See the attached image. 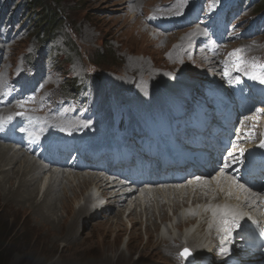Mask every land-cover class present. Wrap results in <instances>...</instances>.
<instances>
[{
    "label": "rangeland",
    "instance_id": "1",
    "mask_svg": "<svg viewBox=\"0 0 264 264\" xmlns=\"http://www.w3.org/2000/svg\"><path fill=\"white\" fill-rule=\"evenodd\" d=\"M30 1L32 0H0V94L7 81L13 77H26L27 73H37L43 76V95L38 96L37 101L26 102L24 108L19 107V102L7 106V109L2 108L0 111L6 110L0 115L14 111L22 112L21 110L43 114L52 106V101L66 100L68 97L65 87L79 80L86 83L87 90L76 99L77 101L82 103L91 96L92 104L104 100L103 109L108 110L105 117L113 115L112 109L115 107L131 120L132 112L130 108L129 112H126V109L133 107V97L149 95L151 102L158 100L160 103L163 93L171 94L168 87L171 88L173 79H183L185 82L199 80L200 84H204L206 80L219 81L216 68L217 65L220 67V60L223 58L236 55L238 60H242L245 51L247 57L244 69L251 72L253 65H256V70L259 71V65H264V23H261V20L256 21L257 16L254 15L259 13L258 10H262L264 0H244V5L231 21L237 30L242 31L234 45L226 44L228 47L219 53V58H215V54L208 52L202 45H199L198 49L194 48L200 41L197 38L203 33L204 26L195 28L196 25H193L191 28L165 32L157 27L154 21L147 20V16L155 11L176 8L180 0H39L56 9L60 15L61 25L58 26L57 35L49 41H42L37 36L38 27L35 25V15L43 12L44 8H41L40 12L35 11L30 7ZM170 17L173 21L180 19L179 13L170 14ZM5 29L9 33L6 35L7 39L3 37ZM199 29L201 30L197 31ZM194 39L196 40L193 42ZM44 44L50 46L45 48ZM236 49L241 51L236 53ZM32 57L33 59H30ZM225 71L230 75L235 74L228 68H225ZM203 78L206 80H202ZM197 87L193 84L192 89ZM203 91L200 92L201 97L205 96ZM260 118L264 121V116ZM59 119L56 113L50 112L47 113L45 121L49 123ZM90 131L99 136L97 128H91ZM19 167L21 168V161L13 167V170L18 168V173L14 176L10 173V177L7 176L9 181L2 180L0 175V225L9 235V248L1 256L4 264H197L196 261H185L180 256L185 248L192 251L181 243V239L185 242L183 232L186 227L180 230L183 234L181 239L177 238L159 246L162 241L170 239L159 235L163 230L159 215L160 205H166V210H161L168 218L166 224H171L172 217L175 228L178 224L175 223V216L182 210L179 211L178 208L174 211L173 193H169L172 194L170 201L159 199L158 206L156 201H153L155 192L154 195L151 193L148 205L150 210L142 204L137 210L120 208L115 203L116 200L106 194L107 198L99 202L104 208L103 211L95 212L97 200L90 198L88 204L91 202L93 209L82 212L80 208L85 205V196L93 185L88 183L89 188L84 190L85 183H80L79 187L73 183L69 186L78 192L80 189L85 191L84 195L73 201L71 199L70 203L65 202L69 203L73 212L67 213L64 209L62 212L61 202L54 203L53 200V216H49L43 212L49 211L47 207L37 205V201L45 192V188L41 186L42 178L37 180L40 190L35 194L33 201H24L28 193L25 191L27 186L21 189L23 191H17L18 180L22 175ZM60 168L46 166V169L51 171ZM66 172L71 173V170ZM86 172L88 171L78 170L79 175L73 180H77L80 175L85 176ZM95 173L103 175L100 172ZM74 174L76 173L69 176ZM31 175L28 173V176ZM121 187L125 186H118L112 191L116 192V189ZM204 193L203 190L201 201L206 200L207 193ZM178 200L184 207L191 203L187 200L183 203L182 198L180 200L176 196L175 201ZM149 211L150 216L147 215ZM136 213L138 220L130 221ZM148 216L150 221H147ZM102 231L107 232L106 238ZM204 231L207 230L198 227L196 234L199 239L191 243L194 248V245L203 243ZM177 234L175 232L173 237H177ZM214 256L216 255L213 253L211 259H214ZM203 259L211 261L208 256Z\"/></svg>",
    "mask_w": 264,
    "mask_h": 264
},
{
    "label": "bare ground",
    "instance_id": "2",
    "mask_svg": "<svg viewBox=\"0 0 264 264\" xmlns=\"http://www.w3.org/2000/svg\"><path fill=\"white\" fill-rule=\"evenodd\" d=\"M201 41L202 39L199 42ZM197 47H199V45H197ZM202 80H206V79L203 78ZM171 81H172V84L170 86L171 88L168 87V92L171 90V94L169 95L168 93L169 99L179 101V99L181 98L183 100L187 97V93H190L189 91L192 90L193 84H190V83L191 81L193 82V80H189L185 82L183 81V79H173ZM106 95H107V92H106ZM136 96L132 98V104L134 108V112L132 113V115H134L136 112L137 117L151 119L152 115L147 110V108H149L151 104L150 103L151 101L149 100L148 102L147 100H148V97L150 98L151 96L149 95L148 97L145 95H136ZM152 103H157V102L152 101ZM173 106L176 107V104H173ZM99 118L101 120V116H99ZM135 126H136V123H132V127L134 128ZM97 132L99 136H102L103 130L101 128H97ZM90 133L93 135V131H90ZM126 137L128 140H131L133 139L134 134H126ZM93 139L96 140L95 138ZM26 149L27 150L24 151V150H21L20 148L16 149V147L8 143H3V144L0 143V175H2V180L5 179V181H9L10 173H12L11 175L13 176L16 173H18V168L16 170H13V167L15 166V164L21 161V168L20 167L19 168H20V171H22V175H20V179L18 180L19 184L17 183L18 185L17 184L16 185L18 186V189H17L18 192L23 191L21 189L27 186V189L25 191H27L28 193L24 201L34 200L35 194L38 193L40 190V184H37V180L39 178L40 179L42 178L43 185L41 186L42 188H45V192L42 198L37 201V205L39 206L44 205L45 208L47 207L49 211H46V210L43 211L44 215L51 216L53 214L54 207H52V205L56 202H61V205H63L61 207L62 212H63V209L67 213L73 212V210L69 208V203H70L69 201L71 199L73 201L74 199L79 198V196L84 195L85 193L83 189H80V191L78 192L74 187L69 186L70 184H73V183H76L74 185L77 187H79L80 183H85L84 190H86V188H89L87 187L88 183L93 185L89 188L90 192L85 196V205L83 207L81 206L80 208V211L82 212H84L87 209L90 210V208L93 209V205L91 204V202H90V205L88 204L90 198H94L95 200H97L96 207H94L95 212H97L98 210L103 211L104 208L99 205V202H103L104 198L106 197L105 196L106 194L114 198L116 200L115 203L118 206H120V208L126 207V209L134 208V210H137L138 206L142 204V205H146V208L150 210V207H148V205L151 199L150 198L151 193L153 194L155 192V195L154 194L153 195L156 199L154 198L153 201L154 202L156 201V204L157 203L160 204L159 199L161 198L167 199L168 201H170L172 194H169V193L170 192L173 193L174 200H172L173 201L172 206L174 208V211L178 210V208H179V211L180 209L182 210L180 211L178 215L174 213V215H176L175 220H177L176 222L174 220V222L178 223L176 224V228H175V226L173 225L172 217L170 218L171 224L170 225L166 224L168 222L167 220L168 218L165 215V213H161V210L162 211L166 210L165 209L166 205L164 204L160 205L159 215L163 222L161 223V225L163 226V230L159 232V235L169 237L170 239L166 241H162L159 246L161 247L166 242L169 243L170 241L177 240V238L181 239L183 234H182V231L180 232V230L183 227H186L185 232H183L185 242H183L181 239V243L183 244L184 247L188 246L192 249L191 251L192 255L189 256L187 259L184 258V260L185 261H196L197 264H209V263L217 264V262L219 261V258L216 257L217 256L216 251L219 249V246L221 245H224L225 248L228 250L235 249V251H237L236 246L238 245L239 241L237 238L235 239V236H234V233L237 232L236 229L232 232L231 236H229L227 240L222 239L224 234L221 231V226L219 223L221 217L219 215L214 217L213 215V209L216 206L229 205L234 210L239 209L241 210L242 213L246 214L244 216V220H245L250 217L252 218L257 215H260L261 214V209H260L261 204L264 202V200L257 199L256 203L252 204L249 200L245 199V196L249 194L239 191L236 188V186L231 183V180L229 179L230 176H228L227 174L223 177H219V172H214L213 174L210 172L208 174H205L204 176H201L200 177L201 179L199 180L197 179L192 180L190 178L189 180L181 184L175 185V186L160 184L158 186H154L151 188L141 187L140 191L138 187H135L132 184H128L125 181L123 182V180L119 177H114V180H113L111 179V177H108L106 173H103V175H100V174L98 175L94 171H88L86 172L85 176L80 175V177L77 180H73V179H76V175H79V173H77L78 170H71V173H67L65 169H61V168L58 170H53V171L47 170L46 165H44L43 163L42 164L37 163V161L32 156H30L29 148L27 147ZM106 155H109V154L105 152L102 158L105 157ZM22 169H24L25 173ZM28 173L32 175L28 176ZM73 173H76V174L70 177L69 175ZM7 176H9L8 179H6ZM217 177L219 178L217 179ZM109 179H111L112 181H109ZM47 182H49V184ZM62 182L64 183V185L62 184ZM9 183L11 185L12 181ZM121 185L125 187L116 189L117 190L116 192L115 190L112 191L113 188H118V186H121ZM250 189L253 192H260L263 195L262 193L263 190H258L255 187L250 188ZM95 190H97L99 193L98 192L95 193L94 192ZM203 190L205 192L204 194L207 193V195H205L206 200L201 201L202 200L201 193ZM68 191H71V193L69 194ZM150 191H153V192H150ZM93 192L95 195H93ZM136 192H138V194H136ZM162 193H165L166 195ZM229 193H231V195H229ZM176 196L180 200L182 198L183 203L186 200L188 202L191 201V203L190 204L188 203L189 206L187 207H184L185 205L181 206L180 204L181 201L179 200L175 201ZM53 200H54V203L52 202ZM47 201H49L50 203H48ZM66 201H68L69 203L68 202L65 203ZM32 204L34 205L35 203L33 202ZM146 212L148 211L146 210ZM150 213L151 212L149 211L147 215L150 216ZM149 216L147 218V221L151 220ZM137 218H139L138 213H136L135 217H132L129 220L137 221L138 220ZM183 218H184V221H183ZM198 227H200L202 230H207V231H204L202 233V235L205 237L203 239L204 240L203 243L194 245L195 246L194 248L191 243L199 239V236L196 234ZM175 232L178 233L176 235L177 237H173ZM102 235L105 237L107 235V232L102 231ZM213 253L216 256H214V259H211L213 256ZM229 254L231 255L229 251H226L225 256H224V262L221 264H226L227 262L230 261ZM207 256L209 257L211 261H207L203 259Z\"/></svg>",
    "mask_w": 264,
    "mask_h": 264
},
{
    "label": "snow or ice",
    "instance_id": "3",
    "mask_svg": "<svg viewBox=\"0 0 264 264\" xmlns=\"http://www.w3.org/2000/svg\"><path fill=\"white\" fill-rule=\"evenodd\" d=\"M215 0H212V4L209 5V7L214 6ZM240 49H236V53L240 52ZM235 54V53H233ZM257 66L253 65V69L251 72L245 70L242 66L237 65V71H242L245 73V75H248L253 80H258L260 83L264 84V65H259V71L256 70ZM33 98H29V101H31ZM26 101L19 102V107L24 108ZM264 111V109H262ZM17 115H25L24 112H18ZM9 120L12 119V117L8 118ZM24 131V129H21ZM67 130V129H66ZM251 135V134H250ZM239 139V138H238ZM261 148H264V140L261 141L260 145ZM245 149L239 148V145L234 146V151H229L227 153V156L223 158V163L219 171V177H223L226 175L225 169L231 168L233 165L237 163H243L242 160L236 155V152L240 153V156H243ZM231 158V159H229ZM217 177V179L219 178ZM201 179L200 177H197V180ZM231 183L236 186V188L246 194L245 199L249 200L252 204L256 203L257 199L264 200V195H262L260 192H253L250 188L246 187L244 184L239 183L235 177H230ZM231 195V193H229ZM213 215L214 217L219 215L221 217L219 223L221 226V231L223 232V240H227L229 236H231L232 232L235 229H239L241 227L240 221L244 219L245 213L239 212L234 210L229 205L224 206H216L213 209ZM251 218V217H250ZM254 223L259 224V221H254ZM261 234H264V228L260 229ZM222 251H228L227 249H223ZM192 255V252L190 249L185 248L180 253V256L187 259L189 256Z\"/></svg>",
    "mask_w": 264,
    "mask_h": 264
},
{
    "label": "trees",
    "instance_id": "4",
    "mask_svg": "<svg viewBox=\"0 0 264 264\" xmlns=\"http://www.w3.org/2000/svg\"><path fill=\"white\" fill-rule=\"evenodd\" d=\"M30 7L33 10H38L39 12L44 8L43 12L36 14L35 25H37V36L42 41L52 40L55 35H57L58 26L61 25L60 15L57 13L56 9L49 7L43 3V1L32 0L29 2ZM42 8V9H41ZM261 9H264V2L261 6ZM38 12V13H39ZM103 55V53H101ZM100 63V61L98 62ZM75 88V83L71 86H66L65 89L70 91ZM75 91V90H74ZM8 234L5 233V229L0 225V264H4L1 256L9 248V243L7 241Z\"/></svg>",
    "mask_w": 264,
    "mask_h": 264
}]
</instances>
